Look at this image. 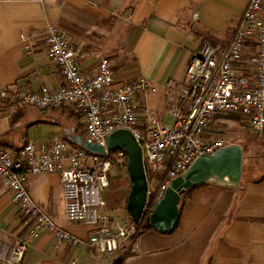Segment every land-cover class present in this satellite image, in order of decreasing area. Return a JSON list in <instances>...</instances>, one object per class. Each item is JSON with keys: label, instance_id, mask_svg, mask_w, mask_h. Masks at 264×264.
Wrapping results in <instances>:
<instances>
[{"label": "crops", "instance_id": "1", "mask_svg": "<svg viewBox=\"0 0 264 264\" xmlns=\"http://www.w3.org/2000/svg\"><path fill=\"white\" fill-rule=\"evenodd\" d=\"M248 3L0 0V146L19 151L32 140L49 145L55 138L78 135L79 127L85 135L78 109L40 110L12 101L18 89L40 91L64 84L46 44L50 26L71 41L83 73H95L100 61L109 59L117 85L137 78L151 81L152 87L138 95V103L161 120L186 82L193 56L207 42L225 47ZM143 113L140 123L146 128ZM258 172L261 176L246 179L244 171L238 187L210 183L185 192L179 224L171 234L145 230L121 241L115 254L101 255L89 246L70 247L44 233L32 241L22 264H264V171ZM28 190L57 226L83 241L90 239V227L64 223L59 174L30 177ZM27 227L28 219L0 180V239L14 242ZM127 243L125 250L122 245Z\"/></svg>", "mask_w": 264, "mask_h": 264}, {"label": "built area", "instance_id": "2", "mask_svg": "<svg viewBox=\"0 0 264 264\" xmlns=\"http://www.w3.org/2000/svg\"><path fill=\"white\" fill-rule=\"evenodd\" d=\"M46 44L64 84L54 89L43 86L40 91L18 89L14 99L40 110L62 106L78 109L86 139L105 152L92 153L61 138L49 145L28 141L19 151L0 147V180L28 219L23 237L14 242L0 240V264H22L32 241L44 233L70 247L89 246L101 255L115 254L121 241L135 235L123 223L111 222L104 212L110 172L127 171L125 152L107 149L108 137L118 130L129 131L142 150L148 180L145 219L170 183L196 159L231 144L218 136L215 124L219 119L246 117L254 131L264 134V0H249L225 47L207 42L193 56L186 82L170 104L173 125H162L139 105L138 95L152 87L151 81L137 78L117 85L109 59H102L95 73H83L77 50L55 26L48 28ZM142 113L148 119L146 128L140 123ZM161 169L164 177L150 188L151 174ZM44 174L60 175L65 218L90 227L88 241L57 226L30 196L29 178Z\"/></svg>", "mask_w": 264, "mask_h": 264}, {"label": "water", "instance_id": "3", "mask_svg": "<svg viewBox=\"0 0 264 264\" xmlns=\"http://www.w3.org/2000/svg\"><path fill=\"white\" fill-rule=\"evenodd\" d=\"M67 139L89 152L103 154L105 148L95 145L82 136L68 134ZM109 151L123 150L128 158L127 173L131 183L126 210L134 224H139L145 213L148 196V180L142 150L133 135L127 130H118L107 139ZM244 148L230 144L213 155L196 159L189 169L173 180L146 219L150 227L161 234L173 233L180 220L179 204L182 195L191 188L215 183L221 186L238 187L242 180Z\"/></svg>", "mask_w": 264, "mask_h": 264}, {"label": "rangeland", "instance_id": "4", "mask_svg": "<svg viewBox=\"0 0 264 264\" xmlns=\"http://www.w3.org/2000/svg\"><path fill=\"white\" fill-rule=\"evenodd\" d=\"M12 101L20 104L15 99ZM169 110L170 109L165 111L161 120L157 113H155L154 117H157L162 125H173ZM78 126L80 125L78 124ZM215 128L219 132L218 136L220 138L231 144H240L243 146L245 158V168L243 171H245V178L250 179L252 177L250 171H254L252 178L261 176L258 171H264V134L260 135L254 131L246 117L242 118L234 115L219 119L217 124H215ZM77 134L82 135L86 139L82 127L77 129ZM164 173L165 171L163 169L155 174L152 173L149 187L154 188L162 177H164ZM109 176L111 184L104 193V198L107 202V207L104 212L107 216L114 217L116 221L128 224L129 229L131 228L133 233L135 232V234H137V229L133 227L131 217L126 210L128 194L131 190L128 173L124 170L120 171L118 169H113ZM63 218L66 225L72 224V222H68L65 217ZM0 240L9 242L3 239ZM128 245L129 243L123 244L122 246H124L126 250L128 249Z\"/></svg>", "mask_w": 264, "mask_h": 264}, {"label": "trees", "instance_id": "5", "mask_svg": "<svg viewBox=\"0 0 264 264\" xmlns=\"http://www.w3.org/2000/svg\"><path fill=\"white\" fill-rule=\"evenodd\" d=\"M233 116V115H232ZM2 147V146H0ZM245 168V158H244V162H243V170ZM244 173V171H243ZM243 176V174H242ZM195 188H191V189H188L186 192H190L191 190H193ZM132 220V219H131ZM132 224L133 226L137 229V234L142 232V231H145V230H151L152 228L150 227V225L147 223L146 219L145 218H142L141 222L139 224H134V222L132 221ZM139 230V231H138ZM137 234L133 235V237L137 236Z\"/></svg>", "mask_w": 264, "mask_h": 264}]
</instances>
